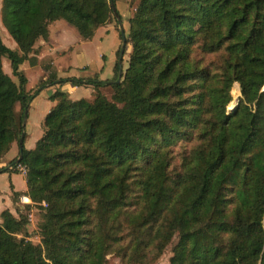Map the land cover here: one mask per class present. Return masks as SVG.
I'll return each instance as SVG.
<instances>
[{"label": "trees", "instance_id": "trees-1", "mask_svg": "<svg viewBox=\"0 0 264 264\" xmlns=\"http://www.w3.org/2000/svg\"><path fill=\"white\" fill-rule=\"evenodd\" d=\"M112 9L113 0H1L15 48L0 39V57L17 82L0 63V158L37 94L19 64L35 61L49 22L90 39ZM127 23V67L110 100L95 78L52 72L40 84L84 83L93 94L55 91L41 136L18 148L30 203L17 207L13 191L16 215L0 211V264H104L122 238L140 263L173 235L165 264H264V0H137ZM234 82L240 97L226 112ZM180 142L190 146L173 162ZM33 207L38 244L26 234Z\"/></svg>", "mask_w": 264, "mask_h": 264}, {"label": "crops", "instance_id": "crops-1", "mask_svg": "<svg viewBox=\"0 0 264 264\" xmlns=\"http://www.w3.org/2000/svg\"><path fill=\"white\" fill-rule=\"evenodd\" d=\"M113 7L116 12V16L118 20L114 18L116 26L114 27L113 24L109 23L103 26L98 27L92 37L90 39H82L79 35L73 36L75 34H72L71 28L66 26L65 24H62L58 20H53L49 22L47 26V36L44 39H37L34 43V47L37 49L36 54L34 55L35 61L37 63V59L48 51H54L55 52V58L51 60V66L53 67L56 77L57 78H68L70 75H67L70 71H72V65L69 62L65 63L62 61L63 54L61 52L68 51L69 52L74 49L75 54H82L85 49L89 46H96L97 50L99 52L96 55V62L94 66V73L92 76H73L75 78H82V82H84L87 78H95L99 81H105L106 85L100 86L98 89L102 92L103 89L107 88L108 82L113 81V75L114 70L113 66L115 63H117V56L115 61V54L118 55V49H119V41H120V30L122 31L124 37V24L127 23L128 16L123 17V14L120 10V5L116 1L113 0ZM119 23H118V22ZM68 25V24H67ZM70 26V25H69ZM72 32V33H71ZM78 34V33H77ZM108 42H110V47L108 48ZM13 42V46H14ZM106 48V49H105ZM123 54L120 61V69H121V62L123 60ZM108 59H112V66L108 65ZM27 61V60H26ZM59 61V65L57 67V63ZM30 62L33 61H27L28 63V71L33 70V66ZM24 62L19 64V69H22L21 66ZM55 67V68H54ZM118 70V69H117ZM6 73V72H5ZM42 77L44 76V73H42ZM9 75V74H8ZM39 75V74H38ZM44 79V78H42ZM54 85V84H53ZM45 87H48V85H44ZM42 89V88H41ZM39 89L37 94L29 101L27 105L26 113L28 112L26 116V120L24 122L23 127V137H22V145L24 148L29 149L33 147V144L35 142V137L29 138L28 136V116L30 113V108H32L33 105H35V102L38 101L40 94L44 93L43 90ZM59 90L66 93L67 97L72 99H78V98H85L89 99L92 95V87L90 85L82 83L81 85H71L68 81H65L61 83ZM78 91V92H77ZM80 91V92H79ZM79 93V95L76 94ZM76 95L72 97V95ZM83 96H80V95ZM50 95H44L42 102L38 105L41 107V115L42 118L44 114L48 111V109L55 103V100H49L48 97ZM79 96V97H78ZM78 97V98H76ZM37 107V106H36ZM18 144L17 142H12L10 145L9 150L0 158V168L7 162H9L12 158L17 156L18 154ZM20 192V196L18 197V202L16 203L17 207H21L23 204H29V199L23 194L25 191V182H24V174L15 172V171H0V211L3 209H7L11 214L14 216V203L11 200V193L12 192Z\"/></svg>", "mask_w": 264, "mask_h": 264}, {"label": "rangeland", "instance_id": "rangeland-1", "mask_svg": "<svg viewBox=\"0 0 264 264\" xmlns=\"http://www.w3.org/2000/svg\"><path fill=\"white\" fill-rule=\"evenodd\" d=\"M117 3H119L120 5V10L121 13L123 14V17L128 16V18L131 16L133 10H134V6L137 2V0H114ZM0 4H1V0H0ZM60 23L65 24L66 26H68L69 28H71L72 30V34H75L73 36H77V32L75 31V29L69 25H67L63 20H59ZM113 24V26L115 27V21H114V16L111 15L110 18L108 19L106 24ZM105 24V25H106ZM127 30H128V23L125 22L124 24V34H125V38L127 35ZM0 39L2 41V43L13 49L15 48V45L13 46V40L9 37V35L6 33V31L4 30L1 22H0ZM120 44V41H119ZM110 47V42H108V48ZM106 49V48H105ZM37 50V49H36ZM74 49H72L69 54L68 51L65 52H61L63 54V58L62 61L65 63L69 62L72 66V71H70L67 75H70L69 78L73 77V76H78V75H83V76H92L94 73V66L96 62L97 58L96 55L99 52V50H97L96 46H89L85 49V51L82 54H75V51H73ZM130 50V46L129 43H127L125 45V48L123 50V60L121 62V75L123 74L125 68L127 67V59H128V53ZM116 56L117 53L115 54V61H116ZM213 56V55H211ZM211 56H207V58L211 57ZM55 58V52L54 51H46L45 53H43L38 59H37V63L36 62H30L31 65L33 66V70L32 71H28V63L27 61L29 60H24L23 65L21 66L22 69H20L22 71V73L24 74V76L26 77V83L24 85L25 90L27 91V93H32L33 91H37L39 89L43 90L44 93L40 94V97L38 99V101L35 102V105L32 106V108H30V113L28 116V136L29 138L31 137H35V139L39 138L42 134V126H41V121H42V115H41V107H39L38 105L40 104V102H42L41 100H43L44 95H53L55 91H60L59 87L61 84H54V85H48V87L45 86H40L41 83H44L45 81H47L49 78V74L52 72H55L53 67L51 66V60ZM0 63H1V68L4 72H6L7 74H9V76L11 77V79L16 83L17 79L12 76L10 74V69H9V65H8V59L6 56H1L0 57ZM112 63V59H108V65H111ZM59 65V61L57 63V67ZM55 68V67H54ZM42 73H44L45 77H42ZM39 74V75H38ZM56 75V73H55ZM44 78V79H42ZM116 78V73L114 72L113 75V80ZM121 79V76L119 78V80ZM46 85V84H44ZM109 85V84H108ZM236 85V87H235ZM264 86L261 87V90L263 89ZM235 90V91H234ZM40 91V90H39ZM78 92V91H77ZM77 95H79V93H77ZM80 92V91H79ZM99 92L108 100H110L111 98V87L108 86L107 88L103 89V91L101 92L99 90ZM92 94H93V90H92ZM229 94H230V101L227 103V105L225 106V111L229 112L237 103L240 94H239V87H238V83L234 82L232 83L230 90H229ZM67 95V94H66ZM76 95H72V97H74ZM80 96H83L82 94ZM79 97V96H78ZM76 97V98H78ZM92 98V95L89 99ZM75 99V98H72ZM37 106V107H36ZM27 110V109H26ZM13 111L15 112L16 115H18L19 113V106L18 104H15L13 106ZM28 112L26 113L27 116ZM26 116H25V120H26ZM24 120V122H25ZM24 129L22 128V131ZM24 135V133H23ZM22 135V136H23ZM190 145L184 143V142H180L179 144H177L176 146H173V154L175 155L173 158V162H178V152L182 149V148H187ZM16 157V156H15ZM13 159V158H12ZM11 159V160H12ZM9 162H7L6 164H8ZM6 164H4L2 167H4ZM15 172H19L21 173L20 170H14ZM6 172H9V170H6ZM12 172V171H11ZM42 206H45V204L42 202L41 203ZM40 220V216H39V210L37 208H32L31 210L27 211V224H26V234H27V239H29L33 244H38L39 243V235H38V222ZM176 236L173 235L169 242L163 247V249L161 250V252H159L158 254H155L152 250L146 251L147 254H149V257H147L145 259L144 262H135V260H129L127 259V257L125 256L128 253L127 250V238H122L121 241H119V243L117 245H113L112 248L107 252V254L105 255V263L104 264H165L168 261V258L170 256V248L173 244V242L175 241Z\"/></svg>", "mask_w": 264, "mask_h": 264}, {"label": "water", "instance_id": "water-1", "mask_svg": "<svg viewBox=\"0 0 264 264\" xmlns=\"http://www.w3.org/2000/svg\"><path fill=\"white\" fill-rule=\"evenodd\" d=\"M109 4L112 6L111 1H109ZM112 15L114 16V18L116 20H118V18L116 16V12H115L114 9H112ZM124 45H125V37H124L122 31L120 30V44H119L118 55H117L118 70H117L116 78L113 81L108 82V84L119 82V78L121 76L120 61H121V57H122V54H123ZM25 116H26V108H24L23 112H22V119H21V122H20L21 128L24 127ZM22 135H23V131L21 130V132L19 134L18 142H17L19 148H20V145L22 144ZM20 158H21V153H20V149H19V152H18V154H17V156H16V158H15L13 163H18Z\"/></svg>", "mask_w": 264, "mask_h": 264}, {"label": "built area", "instance_id": "built-area-1", "mask_svg": "<svg viewBox=\"0 0 264 264\" xmlns=\"http://www.w3.org/2000/svg\"><path fill=\"white\" fill-rule=\"evenodd\" d=\"M5 170L14 171V170H20L22 174L25 172L24 166L18 164V163H9L4 166Z\"/></svg>", "mask_w": 264, "mask_h": 264}]
</instances>
